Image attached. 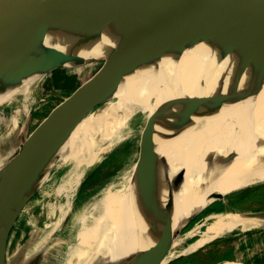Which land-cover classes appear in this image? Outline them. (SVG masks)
<instances>
[{"label":"bare ground","instance_id":"6f19581e","mask_svg":"<svg viewBox=\"0 0 264 264\" xmlns=\"http://www.w3.org/2000/svg\"><path fill=\"white\" fill-rule=\"evenodd\" d=\"M114 28L130 45L146 40L124 16ZM80 33L93 47H107L97 23L81 27ZM197 57L189 50H177L160 59L117 60L108 76L112 79L120 75L121 80L109 86L107 93L86 113L68 116L71 103L59 108L55 140L43 131L20 155L11 151L2 153L0 186L16 187L27 179L32 183L33 195L8 209L0 222V248L8 226L23 217L34 220L36 209L42 210L40 222L51 221L53 231L62 227L83 181L129 138L132 132L129 122L138 113L144 115L148 126L143 129L144 148L148 152L144 164L133 165L123 173L117 189H108L75 212L65 235L54 243L58 249L45 264H107L109 258L104 253L122 252L127 240L141 226L150 225L157 233L166 234L153 196L152 162L158 138L163 135L167 141L182 99L216 64L210 51L200 59ZM253 58L264 65V50ZM253 58L246 57L222 74L193 108L187 134L199 137L217 134L207 140L181 186L177 202L185 210L188 221L209 208L214 198L264 183V82L249 84L250 78L258 72ZM101 59L90 54L74 32L61 51L32 63H22L20 68L4 76L0 82V109L15 106L14 121L18 124L20 118L23 121L38 104L36 93L49 70L63 66L74 72L79 66ZM122 66L127 68L119 73L118 68ZM224 92L227 94L220 105ZM198 146L196 142L183 140L166 155L165 176L170 183L193 159ZM59 151L66 157L58 156ZM55 156L67 168L58 181L47 183L44 177L52 168ZM2 193L4 191H0V209L6 198ZM237 214L229 209L209 214L202 224L187 232L182 242L170 245L153 264H170L176 255L175 248L181 243L190 241L182 253L193 254L236 227L254 223ZM201 225L205 230H201ZM196 236L199 237L192 240ZM132 256L125 257L121 264H131Z\"/></svg>","mask_w":264,"mask_h":264},{"label":"water","instance_id":"95a60500","mask_svg":"<svg viewBox=\"0 0 264 264\" xmlns=\"http://www.w3.org/2000/svg\"><path fill=\"white\" fill-rule=\"evenodd\" d=\"M123 16L144 34V42L130 45L119 36L114 25ZM93 23L98 24L107 44L105 49L93 47L80 33L81 27L91 26ZM74 32L80 44L90 54L114 60L115 63L117 60L160 59L177 50H189L198 56L197 59L210 51L216 58L213 70L182 99L167 141L163 135L158 138L152 162L153 196L166 234H159L152 226L143 225L127 240L122 252L110 250L104 253L109 258L107 264H121L128 255H133L131 264H153L193 220L188 221L186 212L178 205L177 199L188 169L201 156L207 140L217 134L206 137L187 134L193 108L208 88L233 65L248 56L253 58L264 50V0H0V82L6 74L20 68L22 63H32L42 56L61 51ZM253 61L258 72L250 78L249 84L263 83L264 65L254 58ZM58 68L64 67H55L48 72ZM126 68L119 67V73ZM111 71L92 89L68 102L71 103L68 116L86 113L95 101L107 93L109 86H114L121 80L120 75L109 79ZM226 94L224 92L220 96V105ZM58 111L59 109L57 114ZM57 114L48 127L37 134L44 131L55 140ZM220 127L219 124L218 129ZM36 135L26 148L34 142ZM183 140L196 142L199 146L193 159L183 167L175 181L170 183L165 176V158ZM26 148H20L18 154ZM57 159L56 156L55 161ZM56 164L54 162L44 181ZM17 186L4 196L6 198L0 209V222L4 220L10 206L25 202L33 195L29 180H23ZM224 198L225 196L216 197L210 204Z\"/></svg>","mask_w":264,"mask_h":264},{"label":"rangeland","instance_id":"374dc122","mask_svg":"<svg viewBox=\"0 0 264 264\" xmlns=\"http://www.w3.org/2000/svg\"><path fill=\"white\" fill-rule=\"evenodd\" d=\"M114 63V60L106 58L93 60L88 64L79 66L75 68L78 70L74 72L69 71L66 67L47 72L36 93L38 104L32 111H29L23 121L20 118L18 124H15L14 121L16 107L13 105L1 107L0 155L6 151L19 155L20 148H26V145L30 144V141L32 142L34 139L37 134L36 132L48 127V124L57 114V110L61 105L75 100L85 91L92 89L103 76L112 70ZM129 126L132 132L124 144L118 148L119 150H115L109 156H106L83 181L64 225L53 231L51 221L40 222L43 217L41 209H36L33 213L36 215L33 218L34 220L27 217L18 219L6 229L4 243L0 249V264H45L54 250L58 249L59 246L56 245L54 247V243L65 235L75 212L80 210L83 205L91 203L95 198H99L108 189H117L119 187L118 183L123 180V173L133 165L144 164V160L148 157V152L144 148L143 129L148 127L144 115L138 113L133 116L129 122ZM56 153L58 156L66 157L64 152L59 151ZM54 159H56V156ZM60 161L59 158L54 161L57 164L52 169L51 174L45 179V182L52 183L58 181L63 171L67 168V165L62 164ZM255 186L246 187L239 190L242 192L236 191L227 195L239 192V195H242L240 198H243L249 192L248 189ZM17 187H0V191H4L2 194L6 196ZM261 191H264V188L258 189L257 192L259 194L251 195L253 197L245 201L244 204L249 203L248 206L252 207L264 205V192L262 194ZM238 202H240L239 199L236 200V203ZM212 205L208 210H211L212 207L216 208L217 204ZM209 214L204 217V212H202L191 220L184 233L173 244L182 242L187 232L196 225L202 224ZM21 229H23V232H21ZM201 230H205V226L201 225ZM198 237L196 236L192 240ZM188 243L190 241L181 243L175 248L176 255L170 264H216L218 262L213 261L211 256L214 246L205 247L210 243L193 254L185 255L182 251L187 247Z\"/></svg>","mask_w":264,"mask_h":264},{"label":"crops","instance_id":"0c3cea01","mask_svg":"<svg viewBox=\"0 0 264 264\" xmlns=\"http://www.w3.org/2000/svg\"><path fill=\"white\" fill-rule=\"evenodd\" d=\"M262 185L264 183L257 186ZM239 192L227 195L223 200L215 201L213 204H217L216 208L212 207L211 210H208L213 206L211 205L204 211V217L209 213H218L229 209L234 214L238 213L237 215H241V219L251 220L254 223L240 225L231 233L216 239L205 247L214 246L211 256L213 261H218L217 263L228 261L223 263L264 264V205L261 207H252L248 206L249 203L244 204L242 201L244 197L240 198L242 195H239ZM237 199L240 202L236 203Z\"/></svg>","mask_w":264,"mask_h":264},{"label":"trees","instance_id":"16d2710c","mask_svg":"<svg viewBox=\"0 0 264 264\" xmlns=\"http://www.w3.org/2000/svg\"><path fill=\"white\" fill-rule=\"evenodd\" d=\"M264 188V185L262 186H255V187H252V188H249V192L246 194V196L242 199L243 202L247 201V200H250L254 195H257L259 194V192H257L258 189H262ZM264 191H261V193L263 194ZM254 194V195H253ZM253 195V196H251ZM250 196V197H249Z\"/></svg>","mask_w":264,"mask_h":264}]
</instances>
